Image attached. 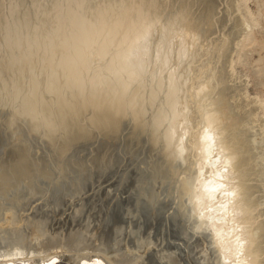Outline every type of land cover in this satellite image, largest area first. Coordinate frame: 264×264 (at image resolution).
<instances>
[{
    "label": "clouds",
    "instance_id": "1",
    "mask_svg": "<svg viewBox=\"0 0 264 264\" xmlns=\"http://www.w3.org/2000/svg\"><path fill=\"white\" fill-rule=\"evenodd\" d=\"M215 35L197 0H0V264H60L62 249L7 243L25 225L17 209L77 177L74 145L129 131L165 152L183 141L174 163L197 174L209 166L207 133L218 186L197 224L218 264H264L253 223L264 213V141L241 139L214 79L186 100L197 61H215ZM48 235L36 227L28 239L38 248ZM139 248L127 250L133 264ZM89 254L73 264H120L118 253Z\"/></svg>",
    "mask_w": 264,
    "mask_h": 264
},
{
    "label": "rangeland",
    "instance_id": "2",
    "mask_svg": "<svg viewBox=\"0 0 264 264\" xmlns=\"http://www.w3.org/2000/svg\"><path fill=\"white\" fill-rule=\"evenodd\" d=\"M197 1L200 5L201 15L204 17V15L208 14L213 19L211 20L213 23L211 28L216 32L214 40L217 41V39H222V36H224L228 37V39L230 38L231 41L227 47L228 50L225 51L226 53L224 52L221 56L216 57L217 59L215 58V63H213L214 65L217 63V69L220 71L219 76L222 79L220 90L223 89L230 100V95L235 88L234 83H236V86L242 83L238 88L242 89V92L246 91L248 94L245 92L248 97L247 99L243 98V100L247 101L248 98L250 100L252 97L256 101L257 99H264V72L260 70L264 61H256L259 55H264V47H262L264 46V0H246V5L253 12V15L259 16L260 27L258 26V28H260V31L255 27L253 36L257 42L255 44L254 42H248L239 48L237 52L234 44L241 37L240 33L238 34L240 32L239 28L237 29L235 26V18L237 16L234 13L236 10L233 9L234 7L236 8V5L233 4L237 1ZM236 12L238 13V11ZM229 56L233 59L234 64L232 63V66L230 63L232 59ZM224 65H227V69ZM226 70H230V72ZM232 70L233 76L230 75ZM225 73H227L228 78L225 77ZM233 77H236L237 80L236 78L234 80ZM228 83H231V85ZM242 85L245 88L244 90L241 87ZM236 100V98L234 102L232 99L230 100L233 109H235L233 106H235ZM261 111L262 107L256 110V113L258 112L257 114L260 115ZM237 112L242 121H245L243 120L245 119L243 112ZM259 115L258 117L257 115L254 116L255 121H252V126L251 123L249 127L246 126L247 130L251 127L249 129L251 131H246L245 137H248V134L251 133L257 138H261V128L259 125L258 129L254 128L259 124V119H257ZM253 123H255L254 126ZM253 129H255L254 132H252ZM135 134V132L129 131L126 135L119 138L100 137L74 145L70 160L74 164L73 167L77 177L60 187L45 191L39 200H32L17 209V215L28 222H25V226L20 230V234L24 235L26 233V236L30 235L31 229L41 227V223L43 222L42 228L45 227L44 229L49 233L46 238H58L57 240H60L59 242L62 244L66 243L71 235L77 234V231L80 242L83 240V244L80 243L78 246H85L89 243L90 250L92 247H100L101 244L102 250L100 248L97 250H106V253L111 252L114 254L125 252L128 255L127 250H137L139 243L141 247L139 248L140 264H168L170 261H168L165 254L169 253L178 260V264H212L216 258L215 253L208 245L206 237L201 233L200 228L202 226L200 225L199 227L196 224L197 221L195 222L197 220V210L195 206L193 207L194 204L191 201L193 190L189 189V187L191 189L192 187L187 183L189 191L184 187L185 190L183 188L184 185H182L185 179L190 180L187 179L188 176L184 179V175L192 177L189 170H186L188 165L178 168L174 163V160L176 161L178 156H176V159L174 157V160L172 158L169 159L167 152L163 150L162 146L146 143L140 135ZM4 138L6 139V137ZM181 144L179 143V147L182 148ZM181 148H179L176 154L179 155L178 159L183 158V148ZM164 158H168V161ZM173 164L175 165L173 166ZM80 165H83L84 169L82 171L79 169ZM187 172L190 174H187ZM194 223L197 225L196 228ZM28 226H31L30 230ZM118 228L119 230H117ZM118 232L119 234H117ZM85 241L88 243L86 242L85 244ZM103 244H107L105 246L106 249H104ZM160 254L167 259L166 262L162 260L164 259L162 256V259L159 258ZM203 255L206 256L208 261L204 259ZM209 256L212 257L210 260ZM202 260L206 262L204 261L203 263ZM216 263L217 259H215L214 264Z\"/></svg>",
    "mask_w": 264,
    "mask_h": 264
},
{
    "label": "bare ground",
    "instance_id": "3",
    "mask_svg": "<svg viewBox=\"0 0 264 264\" xmlns=\"http://www.w3.org/2000/svg\"><path fill=\"white\" fill-rule=\"evenodd\" d=\"M225 1V0H224ZM234 1V0H233ZM237 2L235 3V4H233V5H236V8L234 7L233 9L234 10H236V11H238V13L235 11L234 13H236L235 15L237 16L236 18H235V26L237 27V29L239 28V31L240 32H238V34L240 33V35H241V37L240 38H238V40L237 41H235V50H236V52H237V50L239 49V48H241L244 44H246V43H252V42H254V44L257 42V40L255 39V37L253 36V30H254V28L256 27V28H258V26H259V20H258V18H259V16H254L253 15V12L247 7L248 5H246V3H247V1L246 0H236ZM29 2H30V0H29ZM198 2V1H197ZM204 2V1H203ZM202 3V2H201ZM225 3V2H224ZM199 4V3H198ZM213 4V3H212ZM259 5V4H258ZM202 6V5H201ZM209 7V6H208ZM229 7H230V5H229ZM233 7V6H232ZM259 7V6H258ZM225 9V8H224ZM227 10V9H226ZM231 10V9H230ZM233 10V11H234ZM258 10H260V9H258ZM258 10H257V12H258ZM201 11V10H200ZM224 11V10H223ZM228 11V10H227ZM213 12V11H212ZM218 13V12H217ZM226 13V12H225ZM259 13V12H258ZM233 14V13H232ZM223 15V14H222ZM234 15V14H233ZM259 15V14H258ZM231 16V15H230ZM204 17H205V19L206 20H208L210 23H211V25L213 24L212 23V21L211 20H213V19H211L210 17H209V15L208 14H206V15H204ZM216 17V16H215ZM232 17H234V16H232ZM227 18V17H226ZM230 19H231V17H230ZM226 21V20H225ZM231 21V20H230ZM261 21V20H260ZM222 23V22H221ZM234 23V22H233ZM215 25H217V24H215ZM234 26V25H233ZM224 27V26H223ZM228 27V26H227ZM230 27V26H229ZM260 27V26H259ZM214 28H215V26H214ZM221 28V27H220ZM259 29V31H260V28H258ZM217 30V29H216ZM226 30V29H225ZM229 30V29H228ZM220 31H221V29H220ZM218 33V32H217ZM222 34H223V32H222ZM218 35V34H217ZM224 35V34H223ZM220 36H222L221 34H220ZM227 36V35H226ZM217 37V36H216ZM223 38L222 39H217V48H216V53H215V57H219V56H221L226 50H228V45H229V43L231 42L230 41V38L228 39V37H224V36H222ZM239 37V36H238ZM220 38V37H219ZM235 38V37H234ZM213 39H214V37H213ZM259 40V39H258ZM234 43V42H233ZM258 43H260V42H258ZM232 45V44H231ZM258 45V44H257ZM259 45H261V43L259 44ZM258 45V46H259ZM262 47H264V46H262ZM262 47H261V49H262ZM233 51H235L234 49H232ZM231 52V51H230ZM235 52V53H236ZM226 53V52H225ZM233 54V53H232ZM235 55V54H234ZM231 57H232V55H231ZM230 56H229V58H231ZM217 59V58H216ZM215 59V60H216ZM220 59H221V57H220ZM232 59V58H231ZM229 61V60H228ZM231 61V60H230ZM256 61L257 62H261V61H264V55H259V57L256 59ZM218 62H220V60H218ZM223 62V61H222ZM213 63H215V61L213 62V61H211V60H208L207 58H205L204 60H198L197 61V65H198V67H194V69H193V71H192V84H190L189 85V91L187 92V94H186V100L188 101V103H190V104H194L195 103V100H194V92L191 90V89H193L194 87H196V86H198V83L200 82V81H202V80H207V79H209V78H212V79H214L215 81H216V84L219 86V88H220V85L222 84V79L220 78V76H219V69H217V63L214 65ZM221 63V62H220ZM231 63V66H232V63H233V59H232V61L230 62ZM227 64V63H226ZM234 64V63H233ZM227 66V65H226ZM230 66V65H229ZM229 66H228V68H229ZM234 66V65H233ZM227 69V68H226ZM231 69V68H230ZM233 69V68H232ZM223 70V69H222ZM260 70L262 71V72H264V64L261 66V68H260ZM224 71V70H223ZM227 72H230V70L228 71V70H226ZM235 72V71H234ZM233 70L231 71V73H230V75L231 76H233ZM221 74V73H220ZM230 75H229V77H230ZM237 76V75H236ZM221 77H222V75H221ZM234 78V77H233ZM236 78V77H235ZM235 78H234V80H235ZM231 79V78H230ZM239 79H241V78H239ZM236 80H237V78H236ZM225 81V80H224ZM227 82V81H226ZM229 82H231L232 83V81H230L229 80ZM231 83L229 84V85H231ZM247 83V82H246ZM236 83H234V86H235V88L233 89V87H232V89H233V91H232V93H231V97H230V100L232 99L233 100V102H234V100H235V98L237 99L236 100V104L235 103H233V104H235V106H233V107H235V109H237V111H242L243 112V114H244V118L245 119H243V120H245V121H242V119H241V117L238 115V118H237V128L238 129H240L241 131H242V135H241V139L242 140H244L245 141V143L247 144V137H245V133H246V131H248L249 129H251V127L247 130V128H246V126H248L249 127V124L251 123V126H252V121L254 120L255 121V118H254V116L255 115H257V117H258V115L259 114H257L256 113V110H259L261 107H262V113L259 115V118H257V119H259V124H257V122H255L257 125V127H254V128H257L258 129V125H259V127L261 128L260 130H261V133H260V139L259 138H257L256 136V138L257 139H259V140H261V141H264V99H262V100H260V99H257V101H256V99L254 100L253 99V97L252 98H250V100H249V98H248V102L245 100V99H247V92L246 91H244V92H242V89H239L238 87H240L239 85H241V84H238V86H236L235 85ZM246 85V84H245ZM231 87V86H230ZM242 88H243V85L241 86ZM245 88H243V90H244ZM245 92H246V94H245ZM229 93V92H228ZM220 94H221V96H222V98L232 107V105H231V103H230V100H229V97H228V95L226 94V93H224V91H223V89L222 90H220ZM245 94V95H244ZM255 97V96H254ZM243 98H245L244 100H243ZM256 98V97H255ZM246 101V102H245ZM256 113V114H255ZM256 119V120H257ZM255 123H253V126L255 125ZM259 130V131H260ZM249 131H251V130H249ZM255 131V129H253V131L252 132H254ZM257 131V130H256ZM256 133V132H255ZM254 133V134H255ZM257 134H259L258 132H257ZM136 135V134H135ZM237 135H239V133H237ZM253 135V134H252ZM256 135V134H255ZM123 136V135H122ZM254 136V135H253ZM129 137V136H128ZM100 138V137H99ZM96 139V138H95ZM208 139H210L209 137H208V135H207V133H205V149H204V158H206V159H208L209 160V166L207 167V169H201V171H200V174H197L196 173V171H195V168H194V166L192 165V163H191V161L189 162V164H188V169L186 168V170H189V172L191 173H189V172H187V174L189 173L190 175H192V177H189V175H184V179H185V177L186 176H188V178L187 179H190V180H186L185 179V182L183 181L182 183V185H184L183 186V188L185 187L186 189H188V185H187V183L189 184V185H191V187H192V189L189 187V189L190 190H193V198H192V203L194 204L193 205V207L195 206V208H196V210H197V217L199 216L200 217V219L201 220H203V219H206L207 218V216H208V209L209 208H211V207H213V204H212V200H211V197H212V195L214 194V191H215V189H216V187L218 186V185H214L213 184V181H214V177L211 175V173H212V171H213V165H212V160H211V156H212V154H211V148H210V146H208L207 145V141H208ZM114 140V139H113ZM137 140V139H136ZM138 142V141H137ZM139 143H141V142H139ZM180 143H182L181 145H182V148H183V141H181ZM149 145V144H148ZM179 148H181V147H179V144H174L172 141H169L168 142V151H167V157H169V159L170 158H172V160H174L173 158L175 157V159H176V156H178V158H179V155H176L177 154V152H178V150H179ZM181 148V149H182ZM155 150V149H154ZM164 150V149H163ZM156 151H157V149H156ZM181 151V150H180ZM180 154V153H179ZM104 155V154H103ZM95 156V155H94ZM96 157H98V156H96ZM103 157V156H102ZM73 158H74V156H73ZM111 158V157H110ZM177 158V159H178ZM182 158V157H181ZM96 159V158H95ZM100 159V158H99ZM165 159V158H164ZM167 159V161H168V158H166ZM165 159V160H166ZM76 160V159H75ZM160 160V159H159ZM72 161V160H71ZM96 161V160H95ZM152 161V160H151ZM75 162V161H74ZM106 162V161H105ZM173 162V161H172ZM171 162V163H172ZM174 162H175V160H174ZM95 163V162H94ZM148 163V162H147ZM162 163V162H161ZM72 165H74V164H72ZM84 165V164H83ZM154 165V164H153ZM175 164H173V166H174ZM148 166V165H147ZM160 166V165H159ZM168 167V166H167ZM171 167H172V165H171ZM97 168V167H96ZM179 168V167H178ZM84 169V168H83ZM148 169V168H147ZM154 169V168H153ZM162 169V168H161ZM165 169V168H164ZM181 169V168H180ZM193 169V170H192ZM173 170H175V168H173ZM179 170V169H178ZM184 170V169H183ZM172 172V171H171ZM174 172V171H173ZM177 174V173H176ZM176 174H175V176H176ZM185 174V173H184ZM194 175V176H193ZM159 176V175H158ZM166 177V176H165ZM179 177H180V175H179ZM181 177H183V176H181ZM169 178V177H168ZM178 179V178H177ZM182 179V178H181ZM169 182H172V181H169ZM180 182V181H179ZM181 183V182H180ZM181 185V186H182ZM184 188V189H185ZM177 189V188H176ZM181 189H182V187H181ZM185 189V190H186ZM188 189V190H189ZM180 190V189H179ZM187 190V191H188ZM189 190V191H190ZM182 192V191H181ZM183 194H184V192H183ZM187 194V193H186ZM185 194V195H186ZM188 194H190L189 192H188ZM187 194V195H188ZM191 196V195H190ZM159 198V197H158ZM190 198V197H189ZM188 198V199H189ZM185 200V199H184ZM152 201V200H151ZM187 203H188V201H187ZM189 203H190V201H189ZM186 205V204H185ZM190 205V204H189ZM188 206V205H187ZM191 206V205H190ZM153 207V206H152ZM185 208V207H184ZM188 208V207H187ZM186 208V209H187ZM189 210V209H188ZM175 213V212H174ZM188 213H189V211H188ZM193 213V212H192ZM33 214V213H32ZM190 214V213H189ZM38 215V214H37ZM26 216V215H25ZM194 216V215H193ZM38 217V216H37ZM190 217V216H189ZM195 217V216H194ZM196 217V218H197ZM196 218H194V219H196ZM28 219H30V218H28ZM33 219V218H32ZM35 220V219H34ZM44 220V219H43ZM43 220H41V221H43ZM50 220V219H49ZM192 220V219H191ZM197 220H195V222H196ZM25 222H27V221H25ZM39 222H40V220H39ZM53 222V221H52ZM28 223V222H27ZM37 223V222H36ZM36 223H34V225H36ZM58 223V222H57ZM83 223V222H82ZM118 223V222H117ZM253 223L257 226V227H259L260 229H261V231L262 232H264V213H262V214H260L259 216H257L256 217V219L255 220H253ZM37 224H39V223H37ZM42 225H43V222L41 223ZM52 224V223H51ZM60 224V223H59ZM72 224H73V222H72ZM195 224V223H194ZM196 224H197V222H196ZM195 224V225H196ZM31 226H32V224H30ZM34 225H33V227H34ZM42 225H41V227H42ZM54 225V224H53ZM8 225L7 224H0V227H7ZM25 226V225H24ZM30 226V227H31ZM38 226V225H37ZM50 226V225H49ZM77 226V225H76ZM75 226V227H76ZM116 226V225H115ZM114 226V227H115ZM119 226V225H118ZM117 226V227H118ZM202 227H203V225H201ZM30 227L28 226V229L30 230ZM36 227V226H35ZM40 227V226H39ZM53 227V226H52ZM71 227H73V226H71ZM194 227V226H193ZM197 227V225L195 226V228ZM199 227H200V225H199ZM27 228V227H26ZM25 228V229H26ZM43 228H45V227H43ZM55 228H56V226H55ZM121 228V227H120ZM194 228V229H195ZM47 229V228H46ZM76 229V228H75ZM116 229V228H115ZM117 230H119V228L117 229ZM121 230V229H120ZM199 230V229H198ZM197 230V231H198ZM200 230H201V228H200ZM8 231V241H7V243L8 244H13V243H16V242H24L25 243V246L26 247H30V248H34L35 250H37V251H39V250H44V251H51V250H53V249H62V251L64 252V254L61 256V258H60V264H73V258H74V255L76 254V253H78V252H82V251H84V250H88L89 251V256H88V259H92L93 257H92V255H95L96 253H98V252H96V251H100V250H97V249H101V244H100V247H96V248H94V247H92V249L90 250V247L88 246V242L87 241H85V244H86V242L88 243L87 245H85V246H78L80 243H82V241L80 242V238L78 237V231H77V234H73V235H71L70 237H69V239H68V241L66 242V243H61V242H59L60 240H57L58 238H45L42 242H41V244L39 245V247L37 248L36 246H34V245H32L31 243H30V240H28V238L31 236V234H32V229H31V231H30V235H28V236H26L25 234L26 233H24V235L21 233L20 234V231L19 232H12V231H10V230H7ZM64 231V230H63ZM26 232V231H25ZM57 232V231H56ZM62 232V231H61ZM116 232V231H115ZM200 232V231H199ZM29 233V232H28ZM82 233V232H81ZM114 233V232H113ZM49 234V233H48ZM51 234V233H50ZM85 234V233H84ZM112 234V233H111ZM117 234H119V232L117 233ZM192 234V233H191ZM61 235H63V234H61ZM68 235V234H67ZM86 235H87V233H86ZM59 237V236H58ZM61 237V236H60ZM116 237V236H115ZM62 238V237H61ZM87 238V237H86ZM194 238V237H193ZM204 238V237H203ZM84 239V238H83ZM120 239V238H119ZM122 240H123V238H122ZM61 241H62V239H61ZM118 241V240H117ZM63 242V241H62ZM108 242V241H107ZM119 242H120V240H119ZM144 242V241H143ZM147 242V241H146ZM98 243V242H97ZM148 243V242H147ZM83 244V243H82ZM194 245V244H193ZM196 245V244H195ZM103 246H104V249H106V247L105 246H107V244L106 245H104L103 244ZM205 246V245H204ZM110 248H111V246H109ZM108 247V248H109ZM112 247H114L113 245H112ZM133 247V246H132ZM121 248V247H120ZM103 249V250H104ZM123 249V248H122ZM102 250V249H101ZM113 250V249H112ZM116 250V249H115ZM119 250V249H118ZM111 251V250H110ZM117 251V250H116ZM121 251V250H120ZM144 251V250H143ZM205 251V250H204ZM103 252H106V250L105 251H103ZM108 252V251H107ZM115 252V251H114ZM123 252H124V250H123ZM195 252V251H194ZM167 253V252H166ZM109 255H115L114 253H108ZM117 254V253H116ZM119 254V257H120V264H133V261L134 260H136L137 258L135 257V256H130V255H127L125 252L124 253H118ZM208 254V253H207ZM211 254V253H210ZM164 255V254H163ZM162 255L160 254V257L159 258H161L162 259V257H161ZM165 256L168 258V261H170L168 264H178V260H176L175 259V257L174 256H172L171 255V253H169V254H165ZM205 258L204 259H207L206 258V256L205 255H203ZM214 256V255H213ZM140 257V256H139ZM197 257V256H196ZM208 257V256H207ZM215 257H216V255H215ZM164 259H165V257H163ZM210 258H212L211 256H209V260H210ZM162 259L163 261H165L166 262V260L167 259ZM178 259V258H177ZM185 259V258H184ZM215 259H217V257L215 258ZM215 259L213 260V263L212 264H214V262H215ZM143 260V259H142ZM195 260V259H194ZM196 261V260H195ZM205 261V260H204ZM204 261L202 260V262L204 263ZM207 261H208V259H207ZM193 262V261H192ZM206 262V261H205ZM211 262V261H210ZM209 262V263H210ZM208 263V262H207ZM216 264H218V259H217V263Z\"/></svg>",
    "mask_w": 264,
    "mask_h": 264
}]
</instances>
